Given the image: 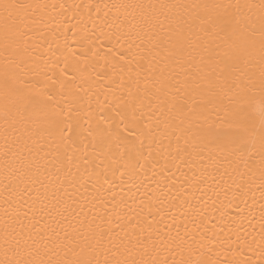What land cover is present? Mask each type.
Masks as SVG:
<instances>
[{"label": "bare ground", "instance_id": "1", "mask_svg": "<svg viewBox=\"0 0 264 264\" xmlns=\"http://www.w3.org/2000/svg\"><path fill=\"white\" fill-rule=\"evenodd\" d=\"M3 2L0 261L264 264L259 136L202 146L240 87L259 98L264 0Z\"/></svg>", "mask_w": 264, "mask_h": 264}, {"label": "snow or ice", "instance_id": "2", "mask_svg": "<svg viewBox=\"0 0 264 264\" xmlns=\"http://www.w3.org/2000/svg\"><path fill=\"white\" fill-rule=\"evenodd\" d=\"M7 13L5 16V30L6 34L8 30L14 29L17 34L18 26L16 25L17 17L13 15V10L22 8L23 5L16 3H0ZM62 7V6H61ZM154 7V6H153ZM161 7H166L161 5ZM221 26L227 28L231 24V20L227 17L221 20ZM51 99V97H48ZM229 113L231 116L230 122L226 126V131L223 132H213L209 131L202 138V146L207 149L210 154L215 152L225 153L227 156H238L242 157L246 151L254 146V140L259 136L261 145L264 146V78L261 79L259 86V98L257 99L255 88L251 84H246L240 87V90L235 94L234 97L230 99V109ZM59 113H53V117L58 116ZM117 115L121 117L123 121L126 118V113L124 111L117 112ZM259 117V125L257 126L256 117ZM105 118L101 116V120ZM59 127V122L55 121ZM61 132L64 131L63 127H60ZM68 131H72L71 125H68ZM126 169L128 171L129 180H134L136 176L135 165L128 163L126 164ZM121 175H124L122 172ZM262 180H264V174H262ZM241 181H243V174H241ZM242 188V184L238 185ZM243 195V192H241ZM264 195V193H262ZM95 238V236L93 237ZM99 242V240H97ZM7 243V241H6ZM146 251V250H145ZM0 264H13L11 260L0 261ZM19 264V262H15ZM34 264H51V261H39L34 262ZM56 264H91L87 260H75L72 262L57 261ZM107 264V262H106ZM115 264H129L128 260H116ZM132 264H137L136 261H132ZM139 264H147L146 261H141Z\"/></svg>", "mask_w": 264, "mask_h": 264}]
</instances>
